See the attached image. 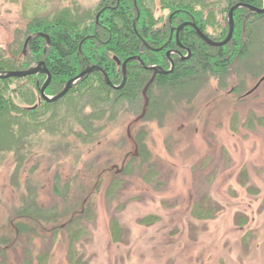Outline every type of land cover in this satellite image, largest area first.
I'll list each match as a JSON object with an SVG mask.
<instances>
[{"label": "rangeland", "instance_id": "rangeland-1", "mask_svg": "<svg viewBox=\"0 0 264 264\" xmlns=\"http://www.w3.org/2000/svg\"><path fill=\"white\" fill-rule=\"evenodd\" d=\"M100 2L0 0V51L36 17ZM209 2L216 38L225 2ZM150 7L163 29L167 9ZM263 75L242 62L162 117L134 123L142 108L126 103L91 144L77 126H50L21 154L0 153V264H264V82L245 96ZM31 82H10L21 108Z\"/></svg>", "mask_w": 264, "mask_h": 264}, {"label": "trees", "instance_id": "trees-1", "mask_svg": "<svg viewBox=\"0 0 264 264\" xmlns=\"http://www.w3.org/2000/svg\"><path fill=\"white\" fill-rule=\"evenodd\" d=\"M224 2L225 8L221 12L227 14L237 3L257 9L263 5L262 0ZM160 4L169 14L165 26H168L169 20L174 28L192 23L212 41L225 39L226 25L220 31L221 37L213 38L206 33L211 26L219 29L222 26L217 21L213 2L160 0ZM72 5L31 20L25 34L9 46V56L0 51V71H23L32 63L44 62L51 76L45 94L54 96L87 66L99 67L111 86H118L122 77L114 59L123 63L128 58L139 56L146 67L159 65L169 69V64L164 61V52L150 50L163 46L169 35V27L166 30L154 29L158 21L154 19L151 0H101L94 11L83 10L76 3ZM233 23L232 38L221 48L205 45L191 26L180 31L178 41L184 50H189L190 56L187 60L174 57L172 71L155 76L147 92L149 105L144 118L162 117L166 109L168 111L185 101L190 102L209 78H215L220 84L242 62L252 70L259 67L264 70V13L256 15L239 9L233 14ZM35 33L47 35L49 45L44 39L35 38L29 42L28 56L19 59L24 40ZM176 44L172 38L170 46L175 48ZM151 74L138 63L129 62L126 64L125 85L115 91L103 82L99 73L94 72L85 76L57 103L43 102L35 110H28L27 107L35 106L31 93L36 91L39 95L44 76L21 79L32 81L33 88L28 95L20 90L18 92L21 97L27 98L24 103L28 106L24 108L14 103L13 92L9 89L10 82L17 79L0 80V153L14 151L21 154L39 131L49 132L50 126L58 133L66 126H77L81 131L73 134L83 144L93 143L103 129L101 123L114 119L117 109L126 103L136 105L138 110L142 108L141 92ZM155 89L161 97L153 96ZM15 231L20 234L18 226Z\"/></svg>", "mask_w": 264, "mask_h": 264}, {"label": "water", "instance_id": "water-1", "mask_svg": "<svg viewBox=\"0 0 264 264\" xmlns=\"http://www.w3.org/2000/svg\"><path fill=\"white\" fill-rule=\"evenodd\" d=\"M262 2H263V5H262L261 9H257V8H254L252 6H249V5H246V4H242V3H237L233 7H231L229 12H228V14H227L228 31H227L225 39L220 41V42L212 41L211 39H209L194 24H192V23H183V24L179 25L176 28V30H175L176 43H177V45H179V47H181V45H180V43L178 41V35H179L180 31L183 30V28H185L187 26H191L194 29L197 37L205 45H207V46H209L211 48L224 47L225 45H227L230 42V40L232 38V34H233V30H234V23H233V14H234V12L239 10V9H245V10H247L248 12H250L252 14L261 15V14L264 13V0H262ZM35 38H42V39H44L46 41V44L49 45V38H48L47 35H44L42 33H35V34H32V35H29V36L26 37V39H25V41L23 43V47H22L20 56H22V57H27L28 56V54H29V42L31 40L35 39ZM185 51H186V56H184V57L180 53H177L180 56L181 60H187L189 58V56H190L189 50H185ZM167 56H168L169 63H170V69L168 71H164L162 68H160L158 66L146 67L143 64V62L141 61L139 56L128 58L123 63H121L120 61L114 59L116 65L120 67V72H121V77H122V80H121V82H120V84L118 86H111L106 74L99 67L87 66L79 75H77L76 77H74V78L70 79L69 81H67L58 94H56L54 96H51V97L47 96L45 94V90L47 89V87L49 86V83L51 81V76H50V73H49V71H48V69H47V67H46L44 62L36 63L35 65H32V66H30L29 68H27L26 70H23V71H0V80L24 79V78H27V77L44 75L46 77L45 81L43 82V84L39 88L40 101H42V102H44L46 104H53V103H56L61 98H63L76 84L81 82L82 79L85 76H88V75H90V74H92L94 72H97V73H99L102 76L103 82L107 86L111 87L115 91L121 90L123 88V86L125 85V82H126V64L129 63V62H136L144 70L152 72L151 78L146 83V85L143 87L142 92H141L142 99H143V106H142L140 115L137 116L136 119L134 120V123H137V122L141 121L145 117L146 110H147L148 105H149L147 92H148L149 87L153 83V80H154L155 76L162 75V74H168L173 69V62L169 58V53L167 54ZM262 82H264V76L259 79L257 84L246 94V96L252 94L260 86V84ZM36 108H37L36 106H33L31 108H28V110H35ZM127 137L130 138V129L129 128L127 130ZM119 172H121V170L117 171V174Z\"/></svg>", "mask_w": 264, "mask_h": 264}, {"label": "flooded vegetation", "instance_id": "flooded-vegetation-1", "mask_svg": "<svg viewBox=\"0 0 264 264\" xmlns=\"http://www.w3.org/2000/svg\"><path fill=\"white\" fill-rule=\"evenodd\" d=\"M99 12H101V11H99ZM170 22L171 21L169 20L168 21L169 35H168L167 42L163 46H161L159 48H150V50L153 51V52H159V51H163L164 52V61L169 64V69H170V63H169V59H168V56H167L168 53H169V58L172 60V62H173V58L174 57L179 59V60H181L180 56L177 53H180L183 57L186 56V51L184 50L185 48L182 45H181V47H179V45L176 44L175 48H172L170 46L172 38L175 40V30H176V27L175 28L172 27ZM166 29H167L166 26H164L163 30H166ZM142 53H143V49L141 47L140 48V54H142ZM37 63H39V62H37ZM153 66H158V67L162 68L164 71H168L169 70L167 68H164L163 66H159V65H153ZM162 75H165V74H162ZM151 76H152V74H151Z\"/></svg>", "mask_w": 264, "mask_h": 264}]
</instances>
